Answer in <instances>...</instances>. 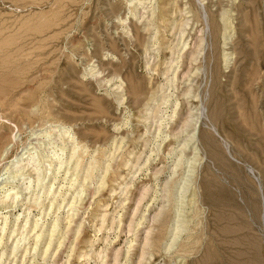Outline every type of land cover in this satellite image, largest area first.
<instances>
[{"label":"rangeland","instance_id":"obj_1","mask_svg":"<svg viewBox=\"0 0 264 264\" xmlns=\"http://www.w3.org/2000/svg\"><path fill=\"white\" fill-rule=\"evenodd\" d=\"M13 175L0 264H264V0H0Z\"/></svg>","mask_w":264,"mask_h":264},{"label":"bare ground","instance_id":"obj_2","mask_svg":"<svg viewBox=\"0 0 264 264\" xmlns=\"http://www.w3.org/2000/svg\"><path fill=\"white\" fill-rule=\"evenodd\" d=\"M173 63V62H172ZM171 96V95H170ZM163 101H165V100H163ZM174 115H175V110L172 112V114H171V116H170V119H169V121L174 117ZM168 120V119H167ZM165 122H166V120H165ZM156 123V122H155ZM169 123V122H168ZM163 124V121H160L159 122V124H158V127H157V129H158V131H157V135L155 136V137H159L158 136V134L159 133H161L162 131H160V127H161V125ZM166 124L167 123H165V125L164 126H166ZM163 126V125H162ZM57 129H59V128H57ZM160 131V132H159ZM172 131H173V129L172 130H170V131H168V133H167V135L165 136V137H172V139L174 140L173 141V144L174 143H178V138H179V134L178 133H172ZM186 131V129H184L183 130V128H182V130L180 131L181 133L182 132H185ZM188 134V133H187ZM186 134V135H187ZM51 136V135H50ZM191 137V136H190ZM160 138H162V137H160ZM192 139H193V135H192V137H191ZM190 138V139H191ZM167 139V138H166ZM169 140H170V138H169ZM168 140V141H169ZM167 141V146H169L170 144H169V142ZM77 142H75L74 143V147H73V149H74V152H76L75 151V149H77V144H76ZM156 145V147H157V149L159 148V146H160V143H158V144H155ZM27 149V148H26ZM29 149V148H28ZM174 149H175V147H172L171 148V150H168L169 152H168V154H172V155H174V153H175V151H174ZM32 152V151H31ZM29 150H26L25 152H23V153H21L20 154V156L18 157V158H16L15 159V162L13 163V164H15V166H17L18 168H20V170H22V168L24 167V165H21V163L23 162L22 160L23 159H26V160H28L27 161V164L29 163V160H31V159H33V157H32V155H33V153H31ZM53 152V156L54 155H56V152L55 151H52ZM75 154V153H74ZM74 154L73 155H71V158H72V156H74ZM52 156V157H53ZM44 157V156H43ZM171 157V156H170ZM149 159H147V161H148ZM46 162V161H45ZM49 162V161H48ZM50 163V162H49ZM45 164V163H44ZM63 164V163H62ZM26 165V164H25ZM49 167H50V164L48 165ZM60 166H61V164H60ZM47 170V169H46ZM160 172H162L161 171V169L159 170ZM7 172H9L10 173V171H9V168H7V170H6V173ZM5 173V172H4ZM156 173H158V172H156ZM155 173V174H156ZM159 174V173H158ZM11 175V174H10ZM15 175H13V176H6L5 177V180H3V181H1L0 182V194H2V193H4V199L5 200H7V199H12V200H14V199H17V197H18V194L16 193V191L15 192H10V190H8L7 189V187H8V183L9 182H11V181H8V178H13ZM21 176V175H20ZM154 176V175H153ZM4 179V178H3ZM40 178H37V181L39 180ZM29 186H31V182H29V185L26 187V188H28ZM12 191V190H11ZM145 194H146V192L145 193H143L142 195H141V199L140 200H142V198L145 196ZM72 210V209H71ZM75 210H77V208L75 209ZM18 217H19V215H18ZM17 217V218H18ZM144 218V217H143ZM5 223H6V219H4V226L1 228V232H4V230L6 229V225H5ZM55 223H56V221H55ZM36 224L37 223H35L34 224V226H36ZM56 225H57V223H56ZM41 232H43V231H41ZM65 234V233H64ZM41 235L42 234H40L39 236H37V240H36V242H35V248H36V246H37V243H38V240L41 238ZM65 236H66V234H65ZM64 236V239H66V237ZM2 239V238H1ZM19 240V239H18ZM50 244H51V240H49V243H48V245H47V247H46V249H45V252L49 249L48 247L50 246ZM18 247V241H15V243H14V247H13V251L14 250H16V248ZM4 252H2L0 255H2ZM1 258V257H0Z\"/></svg>","mask_w":264,"mask_h":264}]
</instances>
